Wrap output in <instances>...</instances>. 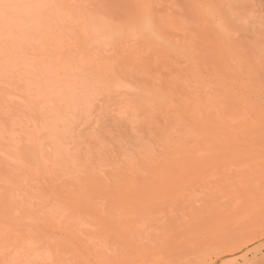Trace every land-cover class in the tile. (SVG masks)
<instances>
[{
    "label": "rangeland",
    "instance_id": "rangeland-1",
    "mask_svg": "<svg viewBox=\"0 0 264 264\" xmlns=\"http://www.w3.org/2000/svg\"><path fill=\"white\" fill-rule=\"evenodd\" d=\"M232 1L45 0L52 27L21 35L0 27V264H264V225L255 222L264 216V0ZM116 81L127 86L122 97ZM125 91L139 104L148 98L146 108ZM74 92L89 101L70 122L73 101L62 102ZM206 113L238 124L225 122L224 135L213 128L223 122L207 116L212 137L202 128L193 137L186 130L204 127ZM180 144L187 152L178 161Z\"/></svg>",
    "mask_w": 264,
    "mask_h": 264
},
{
    "label": "bare ground",
    "instance_id": "bare-ground-1",
    "mask_svg": "<svg viewBox=\"0 0 264 264\" xmlns=\"http://www.w3.org/2000/svg\"><path fill=\"white\" fill-rule=\"evenodd\" d=\"M46 1H47V0H46ZM190 1H191V0H190ZM197 1H199V0H197ZM228 1H229V0H228ZM231 1H232V0H231ZM234 1H235V0H234ZM240 1H241V0H240ZM250 1H251V0H250ZM44 2H45V0H0V4H9V5H13V6H14L12 9L9 10V11L14 15L13 17H11V18L9 17V19H8V18H6L5 16L0 15V27H1V29H2V28H4V29H7V28H8V29H11L12 27L15 26L16 29L14 28V29L12 30V32L15 33L16 30H17L18 32H16V33H17V34L19 33V35H21V34H20V31L22 32V30L31 32V31H33V30H38V29L42 28V26H44V24H45V21H46L47 19H49V17H51V15H52V14L49 15V13H48L49 11H47L48 14L44 12V10H45L44 7H46V6H44ZM141 2H142V1H141ZM232 2H233V1H232ZM246 2H247V1H246ZM216 3H217V2H216ZM143 4H144V3H143ZM197 4H198V3H197ZM208 4H209V3H208ZM214 4H215V3H214ZM217 4H218V3H217ZM220 4H221V3H220ZM220 4H219V5H220ZM239 4H240V3H239ZM219 5H218V6H219ZM226 5H227V4H226ZM231 5H232V4H231ZM240 5H241V4H240ZM175 6H176L177 8H180V7H178L177 5H175ZM175 6H174V7H175ZM194 6H195V5H194ZM204 6H205V5H204ZM204 6H203V8H204ZM210 6H211V5H210ZM221 7H222V6H221ZM221 7H219V9H220ZM237 7H238V6H237ZM251 7H252V6H251ZM213 8H214V7H213ZM241 8H242V7H241ZM46 9H48V8L46 7ZM49 9H51V8H49ZM58 9H59V7H58ZM69 9H70V8H69ZM180 9H181V8H180ZM201 9H202V8H201ZM204 9H205V8H204ZM209 9H210V8H209ZM209 9H208V10H209ZM217 9H218V8H217ZM217 9H216V10H217ZM227 9H228V8H227ZM70 10H71V9H70ZM100 10H101V9H100ZM150 10H151V9H150ZM164 10H165V9H164ZM183 10H184V9H183ZM190 10H191V9H190ZM208 10H207V11H208ZM210 10H211V9H210ZM210 10H209V11H210ZM246 10H247V9H246ZM45 11H46V10H45ZM59 11H60V10H59ZM175 11H176V10H175ZM187 11H188V10H187ZM196 11H197V10H196ZM196 11H195V12H196ZM201 11H202V10H201ZM203 11H204V10H203ZM231 11H232V10H231ZM231 11H230V12H231ZM236 11H237V10H236ZM247 11H248V10H247ZM249 11H250V10H249ZM253 11H254V10H253ZM62 12H63V11H62ZM91 12H93V10H92ZM198 12H199V11H198ZM216 12H217V11H216ZM228 12H229V11H228ZM230 12H229V14H230ZM233 12H235V11H233ZM250 12H251V11H250ZM67 13H70V12H67V11H66V14H67ZM109 13H110V11H109ZM111 13H112V12H111ZM189 13H190V12H189ZM191 13H192V12H191ZM219 13H220V12H219ZM235 13H236V12H235ZM246 13H247V12H246ZM71 14H72V13H71ZM85 14H86V13H85ZM178 14H179V13H178ZM181 14H182V13H181ZM236 14H237V13H236ZM238 14H239V13H238ZM244 14H245V13H244ZM260 14H261V13H260ZM141 15H142V14H141ZM144 15H145V14H144ZM179 15H180V14H179ZM179 15H178V16H179ZM197 15H198V14H195L196 18H197ZM137 16H138V15H137ZM167 16H169V15H167ZM178 16H177V17H178ZM186 16H187V15H186ZM217 16H218V15H217ZM222 16H223V15H222ZM234 16H235V15H234ZM234 16H233V17H234ZM241 16H242V15H241ZM243 16H244V15H243ZM245 16H246V14H245ZM247 16H248V15H247ZM68 17H69V16H68ZM74 17H75V16H74ZM109 17H110V16H109ZM145 17H146V16H145ZM161 17H162V16H161ZM181 17H182V16H181ZM199 17H200V16H199ZM69 18H71V17H69ZM80 18H81V17H80ZM182 18H183V17H182ZM182 18H181V20H182ZM202 18H203V17H202ZM206 18H207V17H206ZM83 19H84V17H83ZM101 19H102V18H101ZM101 19H100V20H101ZM140 19H141V18H140ZM160 19H161V18H160ZM162 19H163V18H162ZM244 19H246V17H245ZM244 19H243V20H244ZM69 20H70V19H69ZM195 20H196V19H195ZM210 20H211V19H210ZM210 20H209V21H210ZM227 20H228V19H227ZM230 20H231V19H230ZM240 20H241V19H240ZM74 21H75V20L73 19L72 22H74ZM106 21H107V20H106ZM237 21H238V20H237ZM77 22H78V20H77ZM77 22H76V23H77ZM100 22H101V21H100ZM142 22H143V20H142ZM170 22H171V20H170ZM179 22H181V21H179ZM182 22H183V21H182ZM205 22H206V21H205ZM210 22H211V21H210ZM218 22H219V21H218ZM238 22H239V21H238ZM74 23H75V22H74ZM101 23H102V22H101ZM108 23H109V22H108ZM137 23H138V22H137ZM156 23H159V22H156ZM197 23H198V22H197ZM228 23H229V22H228ZM46 24H47L48 27H52V21H51V22L48 21ZM46 24H45V25H46ZM92 24H93V23H92ZM92 24H91V25H92ZM145 24H146V23H145ZM150 24H151V23H150ZM150 24H149V25H150ZM171 24H173V23H171ZM188 24H189V23H188ZM206 24H207L208 26H210V24H208L207 22H206ZM126 25H127V24H125V26H126ZM129 25H130V24H129ZM129 25H127V26H129ZM158 25H159V24H158ZM162 25H164V24H162ZM167 25H168V24H167ZM174 25H175V24H174ZM174 25H173V27H174ZM207 25H206V26H207ZM213 25H214V27H215V24H213ZM218 25H219V24H218ZM223 25H224V24H223ZM70 26H71V25H70ZM150 26H151V25H150ZM152 26H153V25H152ZM232 26H234V25L232 24ZM244 26H245V24H244ZM58 27H59V26H58ZM72 27H73V26H72ZM72 27H71V28H72ZM91 27H92V26H91ZM129 27H130V26H129ZM147 27H148V24H147ZM168 27H169V26H168ZM175 27H176V26H175ZM194 27H195V26H194ZM245 27H246V26H245ZM94 28H95V25H94ZM131 28H132V26H131ZM136 28H137V27H136ZM163 28H164V27H163ZM169 28H170V27H169ZM178 28L180 29V27H178ZM192 28H193V27H192ZM258 28H260V27H258ZM51 29H52V28H51ZM152 29H153V28H152ZM164 29H165V28H164ZM175 29H177V28H175ZM235 29H236V28H235ZM19 30H20V31H19ZM128 30H130V29H128ZM184 30H185V29H184ZM190 30H191V29H190ZM200 30H201V29H200ZM202 30H203V29H202ZM204 30H205V29H204ZM258 30H259V29H258ZM0 31H2V30H0ZM6 31H7L8 34H10L8 30H6ZM24 31H23V32H24ZM40 31H41V30H39L38 32H40ZM126 31H127V28H126ZM159 31H160V30H159ZM165 31H166V30H165ZM167 31H168V30H167ZM176 31H177V30H175V32H176ZM213 31H214V30H213ZM236 31H238V30H236ZM246 31H247V30H246ZM3 32H4V31H3ZM10 32H11V31H10ZM12 32H11V33H12ZM29 32H28V33H29ZM49 32H51V31H49ZM49 32H48V33H49ZM72 32H73V31H72ZM127 32H128V31H127ZM172 32H173V31H172ZM194 32H195V31H194ZM4 33H6V32H4ZM180 33H181V32H180ZM184 33H185V32H184ZM184 33H183V34L181 33V38L183 37ZM214 33H215V32H214ZM263 33H264V32H263ZM23 34H24V33H23ZM38 34H39V33H38ZM38 34H37V36H39ZM73 34H75V32H74ZM174 34H175V33H174ZM10 35H11V34H10ZM29 35H30V37L32 38V33L29 34ZM166 35H167V34H166ZM170 35H171V34H170ZM175 35H176V34H175ZM187 35H190V34L188 33ZM198 35H199V34H198ZM249 35H250V34H249ZM262 35H263V34H262ZM40 36H41V35H40ZM73 36H76V35H73ZM102 36H104V35H102ZM168 36H169V35H168ZM179 36H180V35H179ZM190 36H191V35H190ZM104 37H105V36H104ZM107 37H108V36H107ZM154 37H155V36H154ZM169 37H170V36H169ZM174 37H175V36H174ZM177 37H178V36H177ZM184 37H185V36H184ZM184 37H183V38H184ZM12 38H13V37H12ZM33 38H34V37H33ZM38 38H39V37H38ZM48 38H49V37H48ZM74 38H75V37H74ZM108 38H109V37H108ZM155 38H156V37H155ZM171 38H172V36H171ZM175 38H176V37H175ZM189 38H190V37H189ZM189 38H187V39H189ZM23 39H24V38H23ZM29 39H30V38H29ZM34 39L36 40V38H34ZM34 39H33V40H34ZM39 39H40V38H39ZM50 39L52 40V42H50V43H53V41H57V42H54L55 44L58 43V40H57L56 38H54V40H53V37H52V38H49L48 40H50ZM153 39H154V38H153ZM199 39H200V38H199ZM216 39H217V38H216ZM257 39H258V38H257ZM15 40H16V38H15ZM35 40H34V41H35ZM181 40L183 41V39H181ZM189 40H190V39H189ZM189 40H187V41H189ZM212 40H213V39H212ZM212 40H211V41H212ZM38 41H39V40H38ZM38 41H37V42H38ZM138 41H139V40H138ZM173 41H174V40H173ZM206 41H207V40H206ZM214 41H215V40H214ZM3 42H4V41H3ZM6 42H7V41H6ZM20 42H21V40H20ZM32 42H33V41H32ZM194 42H195V41H194ZM250 42H251V40H250ZM59 43H60V42H59ZM165 43H166V42H165ZM179 43H181V42L179 41ZM186 43H187V42H186ZM186 43H185V44H186ZM218 43H219V42H218ZM1 44H2V43H1ZM33 44H34V43H33ZM44 44H45V43H44ZM44 44H43V45H44ZM163 44H164V43H163ZM166 44H167V43H166ZM183 44H184V43H183ZM194 44H195V43H194ZM3 45H4V43H3ZM8 45H9V44H8ZM8 45H7V47H10V46H11V44H10V46H8ZM20 45H22V44H20ZM20 45H19V49H20ZM40 45H41V44H40ZM58 45H59V46H58ZM58 45H56L55 48H58V47L60 48L61 46L65 45V44H63V45L61 44V46H60V44H58ZM66 45H68V44H66ZM169 45H170V44H169ZM190 45H191V44H190ZM190 45H189V46H190ZM195 45H196V44H195ZM241 45H242V44H241ZM257 45H258V44H257ZM22 46H23V45H22ZM22 46H21V47H22ZM44 46H45V45H44ZM178 46H179V45H178ZM218 46H220V45H218ZM249 46H250V45H249ZM230 47H231V46L229 45V48H230ZM244 47H245V46H244ZM250 47H251V46H250ZM257 47H258V46H257ZM10 48H11V47H10ZM10 48H9V49H10ZM12 48H13V49H16V47H15V48L12 47ZM32 48H33V47H32ZM59 48H58V49H59ZM138 48H139V47H138ZM142 48H143V47H142ZM159 48H160V47H159ZM170 48H171V46H170ZM170 48H169V49H170ZM178 48H179V47H178ZM212 48H213V47H212ZM13 49H12V50H13ZM19 49L17 48V50H19ZM34 49H35V48H34ZM52 49H53V48H52ZM66 49H67V48H65V49H63V50H66ZM188 49H189V48H188ZM258 49H259V47H258ZM24 50H25V49H24ZM54 50H55V49H54ZM60 50H62V48H60ZM60 50H59V51H60ZM135 50H136V49H135ZM175 50H176V49H175ZM189 50H190V49H189ZM217 50L219 51L220 49H217ZM249 50H250V49H249ZM7 51L9 52V50H7ZM10 51H11V49H10ZM20 51H22V50H20ZM85 51H86V50H85ZM129 51H130V50H129ZM163 51H164V50H163ZM182 51H183V50H182ZM207 51H208V50H207ZM242 51H243V50H242ZM11 52H12V51H11ZM16 52H17V51H16ZM61 52H62V51H61ZM82 52H83V51H82ZM109 52H110V51H109ZM174 52H175V51H174ZM21 53H22V52H21ZM86 53H87V52H86ZM167 53H168V52H167ZM186 53H187V52H186ZM217 53H218V52H217ZM249 53H250V52H249ZM263 53H264V52H263ZM19 54H20V53H19ZM188 54H191V53H188ZM197 54H198V53H197ZM199 54H201V53H199ZM218 54H219V53H218ZM228 54H229V53H228ZM253 54H254V53H253ZM1 55H2V54H1ZM100 55H101V53H100ZM162 55H163V54H162ZM173 55H174V53H173ZM173 55H172V56H173ZM219 55H220V54H219ZM106 56H107V55H106ZM106 56H105V57H106ZM177 56H178V55H177ZM196 56H197V55H196ZM196 56H195V57H196ZM251 56H252V55H251ZM251 56H250V57H251ZM85 57H86V56H85ZM129 57H130V55H129ZM158 57H161V56H158ZM186 57H187V56H186ZM190 57H192V56H190ZM195 57H194V58H195ZM198 57H199V56H198ZM201 57H202V56H201ZM240 57H242V56H240ZM240 57H239V58H240ZM114 58H115V57H114ZM184 58H185V57H184ZM204 58H205V57H204ZM255 58H256V57H255ZM121 59H122V58H121ZM135 59H136V57H135ZM158 59H159V58H158ZM158 59H157V60H158ZM188 59H189V58H188ZM191 59H192V58H191ZM199 59H200V57H199ZM205 59H206V58H205ZM241 59H242V58H241ZM251 59H252V58H251ZM139 60H140V59H139ZM192 60H194V59H192ZM196 60H197V59H196ZM238 60H239V59H238ZM124 61H125V60H124ZM160 61H163V60H160ZM164 61H166V60H164ZM169 61H170V60H169ZM201 61H202V60H201ZM205 61H206V60H205ZM205 61H204V62H205ZM220 61H221V60H220ZM240 61H241V60H240ZM70 62H71V61H70ZM126 62H127V61H126ZM126 62H124V63H126ZM134 62H135V61H134ZM167 62H168V61H167ZM188 62H189V61H188ZM197 62H198V61H197ZM226 62H227V61H226ZM233 62H234V61H233ZM78 63H79V62H78ZM124 63H123V64H124ZM137 63H138V62H137ZM137 63H136V67H137ZM161 63H162V62H161ZM161 63H159V64H161ZM192 63H193V61H192ZM200 63H201V62H200ZM227 63H228V62H227ZM123 64H122V65H123ZM140 64H141V63H140ZM147 64H148V63H147ZM162 64H163V63H162ZM188 64H190V63H188ZM194 64H195V63H194ZM213 64H214V63H213ZM229 64H230V63H229ZM231 64H232V63H231ZM239 64H240V62H239ZM249 64H250V63H249ZM70 65H71V64H70ZM94 65H95V64H94ZM125 65H126V64H125ZM164 65H165V63H164ZM197 65H198V64H197ZM246 65H247V64H246ZM246 65H245V66H246ZM63 66H64V64H63ZM138 66H139V65H138ZM166 66H167V65H165V67H166ZM201 66H202V64H201ZM224 66H225V65H224ZM226 66H227V65H226ZM235 66H237V65H235ZM255 66H256V65H255ZM64 67H65V66H64ZM81 67H82V66H81ZM123 67H124V65H123ZM128 67H129V65H128ZM128 67H127V68H128ZM136 67H135V65H134V69H135ZM165 67H164V68H165ZM167 67H168V66H167ZM167 67H166V69H167ZM195 67H196V65H195ZM197 67H199V66H197ZM228 67H229V66H228ZM95 68H96V67H95ZM118 68H119V67H118ZM127 68H126V69H127ZM129 68H130V67H129ZM147 68H148V67H147ZM164 68H163V69H164ZM202 68H203V67H202ZM209 68H210V67H209ZM91 69H92V68H91ZM126 69H125V67H124L125 72H127ZM140 69H143L142 66L140 67ZM140 69H139V72L142 71V70H140ZM145 69H146V67H145ZM145 69H144V70H145ZM194 69H195V68H194ZM194 69H192V71H193ZM227 69H228V68H227ZM51 70H52V69H51ZM128 70H130V72H131V68L128 69ZM160 70H161V69L159 68V72H160ZM164 70H165V69H164ZM183 70H184V69H183ZM256 70H257V69H256ZM136 71H137V73H138V70H134V72H136ZM165 71H166V70H165ZM174 71H175V70H174ZM178 71H179V70H178ZM181 71H182V70H181ZM192 71H191V72H192ZM51 72H52V71H51ZM167 72H168V71H167ZM176 72H177V70H176ZM195 72H196V71H195ZM195 72H193V75H195V74H194ZM217 72H218V71H217ZM224 72H225V71H224ZM231 72H234V71H231ZM257 72H258V71H257ZM63 73H64V72H63ZM75 73H78V72H75ZM75 73H74V74H75ZM122 73H123V70H122ZM141 73H143V71L140 72V74H141ZM146 73H148L147 75L151 76V75H150L151 73L149 74V71H148V72L146 71ZM179 73H180V72H179ZM219 73H220V72H219ZM221 73H222V72H221ZM253 73H254V72H253ZM78 74H79V73H78ZM120 74H121V72H120ZM124 74H125V73H124ZM129 74H130V73H128V75H129ZM131 74H133V73H131ZM190 74H191V73H190ZM232 74H233V73H232ZM251 74H252V73H251ZM251 74H250V77H252ZM83 75H84V74H83ZM83 75H82V76H83ZM121 75H123V74H121ZM125 75H126V74H125ZM134 75H137V74L134 73ZM166 75H169V74L167 73ZM170 75H171V74H170ZM201 75H202V74H201ZM252 75H254V74H252ZM87 76H88V75H87ZM137 76H138V75H137ZM139 76H141V75H139ZM149 76H148V77H149ZM161 76H162V74H161ZM203 76H204V75H203ZM234 76H235V75H234ZM260 76H261V75H260ZM58 77H59V76H58ZM133 77H134V76H133ZM133 77H132V75H131V76H129L128 78L132 79ZM135 77H136V76H135ZM145 77H146V76H145ZM168 77H169V76H168ZM236 77H237V76H236ZM85 78H86V77H85ZM115 78H116V77H115ZM136 78H137V77H136ZM149 78H150V77H149ZM169 78L171 79V77H169ZM177 78H178V75H177ZM204 78H205V77H204ZM253 78H254V77H253ZM133 79H135V78H133ZM138 79H139V78H138ZM143 79H144V78H143ZM152 79H153V77H152ZM178 79H179V78H178ZM201 79H202V78H201ZM221 79H226V78H223V77H222ZM236 79H237V78H236ZM123 80H125V79L123 78ZM126 80H127V78H126ZM227 80L229 81V78H227L225 81H227ZM230 80H231V79H230ZM238 80H240V79H238ZM262 80H263V79H262ZM114 81H115V80H114ZM131 81H132V80H131ZM153 81H154V79H153ZM156 81L159 82L158 79H157ZM156 81L153 82V83H157ZM166 81H167V80H166ZM170 81H171V80H170ZM178 81H179V80H178ZM195 81H196V79H195ZM197 81H198V80H197ZM213 81H214V80H213ZM240 81H241V80H240ZM244 81H245V80H244ZM244 81H243V82H244ZM252 81H253V80H252ZM110 82H111V81H110ZM125 82H126V83H129L130 81H128V82L125 81ZM138 82H139V81H138ZM138 82H137V83H138ZM142 82H143V81H142ZM206 82H207V81H206ZM231 82H233V81L231 80ZM237 82H238V81H237ZM241 82H242V81H241ZM114 83H115V82H114ZM137 83H136V84H137ZM160 83H161V82H160ZM200 83H202V84L204 85V82H200ZM223 83H224V82H223ZM226 83H228V82H226ZM108 84H110V83H108ZM141 84L143 85V83H141ZM149 84H150V83H149ZM157 84H158V83H157ZM157 84H155V85H157ZM169 84H170V83H169ZM172 84H173V82L171 83V85H172ZM185 84H186V83H185ZM187 84H188V82H187ZM215 84H216V83H215ZM234 84H235V85H234ZM236 84H237V83H234V82H233V84L230 83L229 85H227L230 89H229L228 87H227V89H229L230 91H232V90L235 91V90H236V92H237L238 90H237ZM246 84H247V83H246ZM40 85H41V84H40ZM127 85H128V84H127ZM152 85H153V84H152ZM198 85H199V84H198ZM203 85H202V86H203ZM205 85H206V84H205ZM81 86H83V84H82ZM103 86H104V85H103ZM110 86H111V84H110ZM114 86L116 87V89L113 88L114 90H117V89L119 90V88L127 87L126 84H123V83H120V82L118 83L117 81H116V84H115ZM153 86H154V85H153ZM161 86H162V85H161ZM163 86H164V85H163ZM166 86H167V85H166ZM168 86H169V85H168ZM186 86H189V85H186ZM216 86H217V85H216ZM222 86H223V85H222ZM255 86H256V85H255ZM255 86H254V87H255ZM262 86H263V85H262ZM262 86H261V87H262ZM105 87H106V86H105ZM129 87H131V86L129 85L128 88H129ZM147 87H148V86H147ZM169 87H170V86H169ZM177 87H178V86H177ZM184 87H185V85H184ZM197 87H198V86H197ZM199 87H201V86H199ZM199 87H198V88H199ZM225 87H226V86H225ZM254 87H252V88H254ZM261 87H260V88H261ZM64 88L70 90V88H69L68 86H67V87L64 86ZM81 88L83 89V87H81ZM109 88H111V87H109ZM131 88H132V87H131ZM154 88H155V86H154ZM154 88H153V89H154ZM163 88H164V87H163ZM193 88H194V87H193ZM206 88H207V87H206ZM218 88H219V87H218ZM238 88L241 89V87H238ZM23 89H24V88H23ZM66 89H64V90H66ZM82 89H79V88H78L79 91H82ZM113 89H112V90H113ZM168 89H169V88H168ZM215 89H216V88H215ZM222 89H223V88H222ZM244 89H245V88H244ZM249 89H250V87H249ZM254 89H255V88H254ZM78 90H77V91H78ZM85 90H86V89H84V91H85ZM105 90H107V88H105ZM165 90H166V88H165ZM175 90H176V89H175ZM192 90H193V92H194V91L197 90V89H195V90L192 89ZM205 90H206V89H205ZM220 90H221V89H220ZM225 90H226V89H225ZM241 90H242V92H240V93H243V89H241ZM241 90H240V91H241ZM66 91H67V90H66ZM79 91H78V92H79ZM168 91L171 92V90H168ZM201 91H202V89H201ZM233 91H232V92H233ZM244 91H245V90H244ZM247 91H248V90H247ZM69 92H72V90H70V91H68V92H66V93L68 94ZM118 92L120 93V90H119ZM226 92H227V91H226ZM253 92H254V91H253ZM79 93H80V92H79ZM79 93H77V92L75 93V92H74V93H72V95H67V100H68V99H72V100H69V102L66 101V103H65V101L63 100L64 98H63L62 100L59 101L60 105H61V101H64V102H62V104H63L64 106H66L65 104H68V105H71V104H72V106H73V109H68V111H67V110H66V109H67V108H66L67 106H66V107H63V105H61L62 108H65V110H66V112H67V114H68L67 116H65V118H66L67 120H68V118L70 117V118H72V119H75V118H76V120L78 121L77 118H78L81 114H80L78 111H76L77 113H79V116H78V114L75 112V110H78L77 107L79 108L80 105H83V104L85 105L86 101H89V99L86 100V101H83L84 98L81 97L82 92H81V95H80ZM122 93H124V92H122ZM130 93H131V92H128V94H127V91H125L124 96L127 97V95H129ZM247 93H248V92H247ZM56 94H57V93H56ZM58 94L61 95V94H62V91H59ZM69 94H71V93H69ZM83 94H84V95H83L84 97H87V96H88V95L85 96V94H88L87 92H85V93H83ZM103 94H104V93H103ZM105 94H106V93H105ZM125 94H126V95H125ZM132 94H133V93H131V95H132ZM136 94H137V93H134L132 96H135ZM218 94H219V93H218ZM220 94H221V93H220ZM233 94H234V93H233ZM238 94H239V92L237 93V95H238ZM244 94H245V93H244ZM251 94H252V93H251ZM253 94H254V93H253ZM256 94H257V92H256ZM60 95H59V96H60ZM111 95H112V94H111ZM111 95H110V96H111ZM119 95H120L121 97L123 96V94L121 95V93H120ZM137 95H138V94H137ZM235 95H236V94H235ZM239 95L241 96V94H239ZM239 95H238V96H239ZM246 95H247V94H246ZM249 95H250V93H249ZM59 96H58V97H59ZM68 96H70V97H68ZM110 96H108V97H110ZM231 96H232V95H231ZM242 96H244V95H242ZM255 96H256V95H254V99H255ZM60 97H61V96H60ZM113 97H115V96L112 95V97H110V98H113ZM135 97H136V96H135ZM203 97H204V96H203ZM245 97H246V96H245ZM245 97H244V98H245ZM249 97H251V96H248V98H249ZM256 97H257V96H256ZM82 98H83V99H82ZM87 98H88V97H87ZM117 98H118V99H117ZM117 98H116L117 100H120V101H121V98H120V97H117ZM139 98H140V96L138 95V97L135 98V100L137 99V100L135 101V103L137 102V104H139ZM198 98H199V96L197 97V99H198ZM205 98H206V97H205ZM214 98H215V97H214ZM214 98H213V99H214ZM244 98H243V99H244ZM246 98H247V97H246ZM251 98H252V97H251ZM59 99H60V98H59ZM113 99H114V98H113ZM113 99H112V100H113ZM116 99H114V100L116 101ZM124 99L127 100L128 97H127V98L124 97ZM141 99H143L144 103H143V101H142ZM141 99H140V100H141V101H140L141 104H139V105L141 106V108H144V107L146 108V106L148 105V104H147V99H148V98L146 99V97H145L146 101H145V99L142 98V97H141ZM169 99H171V98L169 97ZM169 99H168V100H169ZM234 99H235V98H234ZM254 99H253V100H254ZM109 100L111 101V99H109ZM109 100H108V101H109ZM122 100H123V99H122ZM193 100H194V99H193ZM199 100H200V99H199ZM256 100H257V98L255 99V101H256ZM72 101H73V102H72ZM149 101H150V100H149ZM171 101H172V100H171ZM173 101H174V100H173ZM173 101H172V102H173ZM191 101H192V100H191ZM214 101H215V99H214ZM257 101L259 102V98H258ZM71 102H72V103H71ZM91 102H92V101H91ZM111 102H113V101H111ZM116 102H117V101H116ZM153 102L155 103V101H153ZM189 102H190V101H189ZM54 103H55V102H54ZM59 103H58V104H59ZM70 103H71V104H70ZM107 103H108V102H107ZM142 103H143V104H142ZM149 103H150V102H149ZM156 103H157V102H156ZM166 103H167V102H166ZM168 103H170V101H169ZM186 103H187V100H186ZM199 103H200V102H199ZM214 103H215V102H214ZM244 103H245V102H243L242 104H244ZM251 103H254V102H251ZM87 104L89 105L90 103H87ZM95 104H97V103H95ZM113 104H115V102H113L112 105H113ZM116 104H117V105H118V104H123V102H121V103H120V102H119V103L117 102ZM160 104H161V103H158L157 105H160ZM194 104H195V103H194ZM197 104H198V103H197ZM204 104H205V103H204ZM207 104H208V103H207ZM60 105H57V106H60ZM84 105H83V106H84ZM92 105H93V104H92ZM134 105H135V104H134ZM162 105H163V103H162ZM168 105H169V104H168ZM170 105H171V104H170ZM172 105H173V103H172ZM200 105H201L202 107H204L201 103H200ZM200 105L198 104V108H201V107H199ZM217 105H218V104H217ZM96 106H98V105H96ZM99 106H100V105H99ZM110 106H111V104H110ZM110 106H108L107 109H108ZM140 106H139V107H140ZM195 106H197V105H195ZM209 106H210V105H209ZM255 106H256V105H255ZM54 107H55V106H54ZM70 107H71V106H70ZM86 107H87V106H86ZM86 107H85L84 109H86ZM120 107H121V106H120ZM136 107H137V106H136ZM156 107H157V106H156ZM159 107H162V106L160 105ZM170 107H171V106H170ZM205 107H206V106H205ZM233 107H234V106H233ZM243 107H244V106H243ZM46 108H47V107H46ZM57 108H58V107H57ZM71 108H72V107H71ZM75 108H76V109H75ZM88 108H89V107H88ZM88 108H87V109H88ZM105 108H106V106H105ZM165 108L167 109V106H166ZM165 108H164V109H165ZM215 108H216V107H215ZM217 108H218V107H217ZM217 108H216V109H217ZM224 108H225V107H224ZM241 108H242V107H241ZM55 109H56V108H55ZM60 109H61V108L59 107V110H60ZM74 109H75V110H74ZM135 109H136V111H138V108H135ZM161 109H163V108H161ZM227 109H228V108H227ZM244 109H245V108H244ZM119 110H121V109H119ZM205 110H208V109H205ZM126 111H128V110L126 109ZM242 111H243V110H242ZM244 111H245V110H244ZM261 111H262V110H261ZM60 112H62V110H61ZM119 112H120V111H119ZM121 112H123V110H122ZM124 112H125V110H124ZM203 112H204V111H203ZM63 113H64V115H66V113L64 112V109H63ZM63 113H61V114H63ZM81 113H83V111H82ZM135 113H137V112H135ZM135 113H134V114H135ZM246 113H247V112H246ZM122 114L124 115V113H122ZM208 114H209V113H208ZM208 114L206 113V116H205V115H204V116L207 118ZM213 114H214V113H213ZM213 114H212V115H213ZM216 114H217V110H216ZM239 114H241V113H239ZM64 115H63V116H64ZM129 115H130V114H129ZM129 115H128V116H129ZM135 115H136V114H135ZM212 115L208 116V118L211 117ZM229 115H230V114H229ZM231 115H234V114H231ZM59 116H60V115H59ZM61 116H62V115H61ZM63 116H62V117H63ZM68 116H69V117H68ZM76 116H77V117H76ZM182 116H183V115H182ZM220 116H221V115H219V117L217 116L216 118L214 117V120H215V121L220 120L221 122H223L224 117L222 118V117H220ZM234 116H235V115H234ZM67 117H68V118H67ZM201 117H202V116H201ZM205 117H202V119L204 118L203 120H205V123H204V121H203V123H204V124H203L204 127L201 125V123H199L200 125L197 124L199 127L196 126V128H193V126H192V129H193V130L190 132V130H191V127H190L191 124H190L189 126H187V128L190 127V128H188L189 131H188L187 128H185L186 126L184 127L185 130L187 129L186 131L189 132V134L195 135V136H193V137H197L196 135L199 133V130L202 128V129L200 130V131H202L203 128H207V125H206V127H205V124H209L208 122H206V120H208V118L205 119ZM70 118H69V120H70ZM179 118H180V117H179ZM199 118H200V117H199ZM199 118H198V119H199ZM219 118H220V119H219ZM233 118H234V117H233ZM66 119H64V120L66 121ZM182 119H183V117H182ZM198 119H197V120H198ZM211 119L213 120L212 117L209 118V120H211ZM221 119H223V120H221ZM227 119H228V118H227ZM227 119L225 118V121L223 122V124L220 123V121H219L218 123H220V124H216V125H214V124H213V121H214V120H213V121H209V122H211V123L213 124V128L216 127V128H218V129H219V128H221L222 130L224 129V130H225V131H223V132H224V135H228V133H227V129H226V128H228V127H226V126H228L227 123H229V122L226 121ZM252 119H253V118H252ZM185 120H186V119H185ZM259 120H260V119H259ZM7 121H8V120H7ZM183 121H184V120H183ZM215 121H214V122H215ZM229 121H231L230 123L233 124V125H234V124H238L237 122L232 123V120H229ZM234 121H235V119H234ZM236 121H237V119H236ZM70 122H72V121L70 120ZM74 122H75V121H74ZM198 122H202V121H201V120H198V121L193 122V124H194V123H198ZM225 122H226V123H225ZM247 122H248V120H247ZM189 123H190V122H189ZM224 123L226 124V126H223V125H225ZM230 123H229V124H230ZM251 123H252V122H251ZM182 124H183V123H182ZM182 124H181V125H182ZM185 124L188 125L187 123H184V125H185ZM244 124H245V122L243 123V125H244ZM246 124H247V123H246ZM57 125H58V124H57ZM218 125H219V127H218ZM243 125H242V126H243ZM54 127H55V126H54ZM194 127H195V126H194ZM230 127H231V126H230ZM232 127H234V126H232ZM235 127H238V125L235 126ZM239 127H240V126H239ZM239 127H238V128H239ZM243 127H244V126H243ZM180 128H181V127H180ZM180 128H179V129H180ZM216 128H214V129L217 131L218 129H216ZM62 129H63V128H62ZM221 129H220V130H221ZM245 129H246V127H245ZM196 130L198 131V133H196V132H197ZM182 131H184V129L180 130L179 132H182ZM186 131L182 132V133H184V136H183L182 133H179L180 138H182V141H184V138H185V139L187 138L186 141L189 140L188 137H190V139L193 140V137H192L191 135L188 136V133H187ZM194 131H196V132L194 133ZM207 131H208V130H207ZM61 132H62V130H61ZM63 132H64V131H63ZM65 132H66V131H65ZM213 132H215V131H213ZM220 132H221V131H220ZM220 132H219V133H220ZM223 132H221V133H223ZM67 133H68V132H67ZM193 133H194V134H193ZM203 133H204V130H203L202 132H200L201 135H202ZM209 133H212V132H210V130H209V131H208V134H209ZM205 134H207V133H204L203 136H207V135H208V134H207V135H205ZM212 134H213V133H212ZM230 134H231V133H230ZM181 135H182L184 138H183ZM186 135H187L188 137H185ZM198 135H199V134H198ZM224 135L222 134L223 138H226V136L224 137ZM231 135H232V134H231ZM236 135H237V134H236ZM199 136H200V135H199ZM203 136H200V138H203ZM191 137H192V138H191ZM207 137H212V136H209V135H208ZM207 137H206V138H207ZM215 137H216V136L213 135V138H214V139L219 138V137H220V134H219V136H217L216 138H215ZM200 138H199V140H200ZM223 138L220 137V138H219V141H220V139H222V141H223V140H224ZM236 138H237V136H236ZM197 140H198V138H197V139L195 138L193 142L196 141L197 143H199V141H197ZM204 140H205V137H204L203 141H204ZM212 140H213V139H212ZM27 141H28V139H27ZM27 141H26V142H27ZM200 141H201V140H200ZM208 141H209V140H208ZM217 141H218V139H217ZM29 142H30V141H29ZM184 142H185V141H184ZM27 143H28V142H27ZM31 143H32V142H31ZM187 143H188V141H187ZM197 143H193V145H191L190 147H194V146H195L194 144H196V145L198 146ZM205 143H206V142H205ZM211 143H212V141H211ZM211 143H209V144H211ZM33 144H34V143H33ZM181 144H182V143H181ZM181 144H180V145H181ZM183 144H184V143H183ZM200 144H201V143H199V145H200ZM203 144H204V142H203ZM219 144H220V143H219ZM34 145H35V144H34ZM180 145H179V146H180ZM188 145H189V144H188ZM201 145H202V144H201ZM212 145H213V144H212ZM214 145H215V144H214ZM36 146H37V145H36ZM45 146H46L47 149L50 151V153H52V152H54L55 150H57V149H56V146H54V144H46ZM197 146H195V150H198V149H196ZM202 146H203V145H202ZM209 146H210V145H209ZM225 146H226V145H225ZM204 148H205V147H204ZM204 148H203V149H204ZM25 149H27V151H28L27 153H29V155H31V156H33V157H35V158L38 157V156H37V151H36L35 148H33V147H31V146H28V145H25ZM199 149H200V148H199ZM189 150H190L189 152H191V149H189ZM195 150L193 149L192 151H195ZM39 151H40V149H39ZM39 151H38V153H40ZM183 152H187V148H186L185 146L181 145V150H180V151L178 150V155H180V156L178 157V161H179V158H180L181 155H182L181 153H183ZM189 152H188V153H189ZM183 154H184V153H183ZM186 155H187V154H186ZM211 155H212V154H211ZM184 156H185V155H184ZM200 156H201V155H200ZM197 157H198V156H197ZM163 158H166V159H161V158H159V159H160L161 161L164 160L163 162H168V160L171 159V156H169V157H168V156H163ZM159 159H158V161H159ZM37 160H38V159H37ZM214 162H215V161H214ZM216 162H218V161H216ZM148 163H149V161H148V160H145V158H143V159L140 161L139 165L136 166V168L139 169V170H141V169L143 168V165L148 164ZM252 196H253V195H252ZM254 197H255V196H254ZM254 197H252L253 199L250 198V199H252V200H255V202H253L252 204H253V205L256 204L255 206H258V205H257L258 202L256 201V198H259V197H255V198H254ZM250 199H249V200H250ZM262 199H263V198H262ZM249 200H247V203L250 202ZM256 202H257V203H256ZM259 202H260V201H259ZM261 202H262V201H261ZM249 204H250V203H249ZM262 205H263V204H262ZM255 206H253V207L251 206V207H252V208L250 207L251 210H253V208H254ZM258 207H259L260 209H261V208L264 209V207H261L260 205H259ZM9 208H10V207H9ZM259 208L256 207V208L254 209V210H257L256 213L258 212V209H259ZM263 209H261V211H259L258 213L260 214L261 212H263V211H264ZM257 217H258V216H257ZM30 218H31V217H30ZM31 219H32V218H31ZM255 220H256L255 222H256L257 225H258V224H263V225H264V216H263V217L255 218ZM263 225H262V226H263ZM24 250H28V247H25ZM32 255H34V254H32ZM36 257H37V255L34 256V258H36ZM38 257H39V256H38ZM32 258H33V257H30L29 260H30V261H33L34 258H33V259H32ZM39 258H40V257H39ZM31 259H32V260H31ZM29 260H28V261H29ZM30 261H29L28 263H30Z\"/></svg>",
    "mask_w": 264,
    "mask_h": 264
},
{
    "label": "snow or ice",
    "instance_id": "snow-or-ice-1",
    "mask_svg": "<svg viewBox=\"0 0 264 264\" xmlns=\"http://www.w3.org/2000/svg\"><path fill=\"white\" fill-rule=\"evenodd\" d=\"M14 6L9 4H0V15L7 16L8 11L12 9Z\"/></svg>",
    "mask_w": 264,
    "mask_h": 264
}]
</instances>
